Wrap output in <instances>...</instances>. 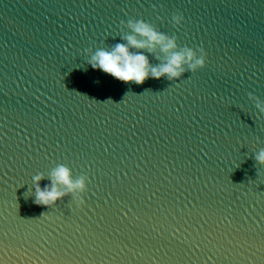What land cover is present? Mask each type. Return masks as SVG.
Instances as JSON below:
<instances>
[{
  "label": "water",
  "instance_id": "1",
  "mask_svg": "<svg viewBox=\"0 0 264 264\" xmlns=\"http://www.w3.org/2000/svg\"><path fill=\"white\" fill-rule=\"evenodd\" d=\"M130 19L206 65L143 84L92 68ZM258 103L264 0H0V264H264ZM61 164L87 190L36 204Z\"/></svg>",
  "mask_w": 264,
  "mask_h": 264
},
{
  "label": "clouds",
  "instance_id": "2",
  "mask_svg": "<svg viewBox=\"0 0 264 264\" xmlns=\"http://www.w3.org/2000/svg\"><path fill=\"white\" fill-rule=\"evenodd\" d=\"M183 20V14L173 16L176 25H179ZM127 24L131 29V34L122 37L127 43H117L110 49H97L88 60L92 68L102 70L125 83L143 84L150 77L159 79L167 76L169 80H178L185 72H194L206 65L207 53L203 47L197 50L185 46L183 50H177L179 46L176 38L158 31L153 24L143 19H130ZM157 45L160 46L161 51L169 54L166 62L158 66H153L144 52L132 51L135 48L154 52ZM89 51L91 50L89 49ZM249 95L252 94L249 93ZM256 107L264 112V104L258 103ZM255 160L264 165V149L255 154ZM50 178V185L41 187L40 181L45 179L44 174L40 173L33 177L35 184L34 202L38 205L53 207L70 193L77 190L83 193L87 190V178L81 176L74 180L71 169L64 164L53 169ZM76 198L81 204L84 203L82 196L78 195Z\"/></svg>",
  "mask_w": 264,
  "mask_h": 264
}]
</instances>
